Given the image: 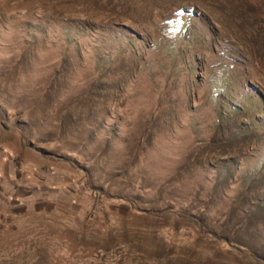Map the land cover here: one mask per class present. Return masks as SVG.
Segmentation results:
<instances>
[{
  "label": "rangeland",
  "instance_id": "rangeland-1",
  "mask_svg": "<svg viewBox=\"0 0 264 264\" xmlns=\"http://www.w3.org/2000/svg\"><path fill=\"white\" fill-rule=\"evenodd\" d=\"M0 264H264V0H0Z\"/></svg>",
  "mask_w": 264,
  "mask_h": 264
}]
</instances>
